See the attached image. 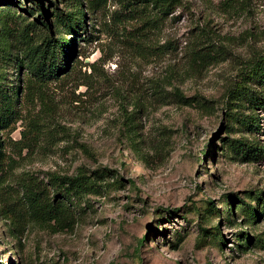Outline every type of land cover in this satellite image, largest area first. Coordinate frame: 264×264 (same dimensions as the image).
<instances>
[{
	"label": "rangeland",
	"instance_id": "obj_1",
	"mask_svg": "<svg viewBox=\"0 0 264 264\" xmlns=\"http://www.w3.org/2000/svg\"><path fill=\"white\" fill-rule=\"evenodd\" d=\"M158 6L0 0V264H264V0ZM47 38L75 54L42 81Z\"/></svg>",
	"mask_w": 264,
	"mask_h": 264
},
{
	"label": "trees",
	"instance_id": "obj_2",
	"mask_svg": "<svg viewBox=\"0 0 264 264\" xmlns=\"http://www.w3.org/2000/svg\"><path fill=\"white\" fill-rule=\"evenodd\" d=\"M149 3H155L158 6L160 14L167 16L170 11H172L178 5L179 0H145ZM72 14L71 26L76 25L78 30L84 32L87 31L86 24L82 19L85 18L84 13L81 10H78ZM42 12V10H40ZM73 27V26H72ZM78 33V32H76ZM47 44L42 46L34 45L29 46L25 58L27 59L28 65L32 74L42 81L56 80L59 75L67 71L69 68L70 62L75 54V40L69 42H64L61 40L48 39L45 41ZM250 71L254 78H264V55L260 56L257 60L251 63ZM5 92L0 90V126L1 122L5 120L7 111H11L9 105L2 106V101L5 99ZM176 97H179L181 102H188L181 94H176ZM254 149V155L260 151L256 147H251ZM250 153V152H249ZM2 142L0 141V171L2 170ZM91 177L86 175H81L79 177H59L52 176L50 182L56 193V199L59 196H62L63 199H68L74 196H79L86 194L91 189L90 183Z\"/></svg>",
	"mask_w": 264,
	"mask_h": 264
}]
</instances>
